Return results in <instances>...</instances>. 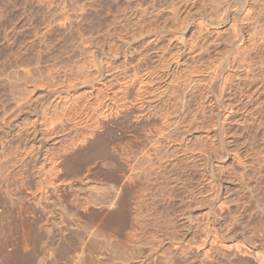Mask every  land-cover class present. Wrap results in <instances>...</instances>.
<instances>
[{"label":"rangeland","instance_id":"rangeland-1","mask_svg":"<svg viewBox=\"0 0 264 264\" xmlns=\"http://www.w3.org/2000/svg\"><path fill=\"white\" fill-rule=\"evenodd\" d=\"M229 1L0 0V264H259L264 93L242 100L261 82L243 96L234 81L264 74V0L226 15ZM232 14L243 39L229 69ZM222 65L241 112L206 140L208 157L205 130L155 141L199 109L218 127L228 99L208 101L207 71Z\"/></svg>","mask_w":264,"mask_h":264},{"label":"bare ground","instance_id":"bare-ground-1","mask_svg":"<svg viewBox=\"0 0 264 264\" xmlns=\"http://www.w3.org/2000/svg\"><path fill=\"white\" fill-rule=\"evenodd\" d=\"M227 1H228V0H227ZM231 1H233V0H231ZM231 1L227 2V5L225 6L226 8L224 7V8L226 9V11H224L225 9H223V11L225 12L226 15H229V13H227V12H228V10H229V8H230L231 6L234 7V8L231 7V8L234 9V10H236V9L239 10V9H240L239 7L244 6V7H243L244 12L246 11L247 13H249L248 10H249L250 8H249L247 5H245V3H246L247 0H243V1H242V0H234L233 2H231ZM222 4H223V3H222ZM238 8H239V9H238ZM247 8H249V9L246 10ZM223 11H222V12H223ZM249 11H250V10H249ZM224 12H223V13H224ZM235 12H236V11H235ZM247 13H246V14H247ZM234 14H236V13H234ZM249 14H250V13H249ZM222 15H223V14H222ZM239 15H241V14H239ZM244 15H245V13H244ZM232 16H233V14H232ZM234 16H235V15H234ZM234 16H233L232 19H234V18L236 19V17H234ZM245 16H246V15H245ZM239 17L241 18V16H239ZM247 17H249V16L247 15ZM242 18H244V16H243ZM221 19H224V15H223V17H222ZM235 19H234V22L231 21L230 26H231L232 28H231V27H230V28H231L232 30L234 29V34H236V35H235V36H236V38H235L236 41L234 40V41H235L234 43L231 42L232 45H231V48H230V50L228 51V53H227V57H226V66H227L228 68L231 67V68H229V69H232V68L234 67V66L232 67L233 62H234V59H235L236 56L238 57V54H239V53L237 54V51L239 52L238 48L240 47V42H239V41L243 39V38H242V35H241V33H243V32H242L243 29H240V28H239V26L237 25V22L235 21ZM237 19H238V16H237ZM245 19H246V18H244L243 20L245 21ZM237 21H238V20H237ZM241 21H242V20H241ZM241 21H240V22H241ZM199 22H200V23H199L200 26H201V25H202V26H206V25H207V24H204V23H203V22H205V21H201V20H200ZM243 23H244V22H243ZM202 26H201V27H202ZM201 27H200V28H201ZM179 28H180V27H179ZM179 28H178V29H179ZM202 28H204V27H202ZM202 28H201V29H202ZM178 29H177V30H178ZM174 30H175V29H174ZM235 36H234V37H235ZM232 41H233V40H232ZM263 54H264V53H263ZM178 55H179V54H178ZM235 60H236V59H235ZM262 62H263V61H262ZM261 64H262V63H261ZM220 66H221V65H220ZM222 66H223V65H222ZM227 67H226V68H227ZM227 70H228V69H227ZM254 70H255L254 72H253V71H250V73H249V71L247 72V70H246V71H244V72H246V75L243 73L244 76H241V75H240V76H238L237 78L234 77L236 73H234V76H232V77H234V78L237 79V81H234V80H233V81L235 82V84H234V82H233L232 85L234 84V85H235L234 87H236L237 89H239L240 92H241V89L243 88V86H245V85H246V87H247V89H248V86L253 87V84H254V83L257 84L258 82H261V83H258L259 85H257L256 87H254L255 89H253V88H252L253 90L251 89V90H252V91H250V92H251V93H250L251 96H250V97L247 96L248 98L243 97L245 94H247V90H245L246 88H245V89H242V90H245V93L242 94L243 96L241 95V96L243 97L242 100H244V99L246 100V99H247L248 102L251 101V99L253 98V96L259 97V96H261L262 93H264V74H263V69H262V68H259V69H254ZM228 71H229V70H228ZM228 71H227V72L225 71V72L228 73ZM223 72H224V66H223V67H218V66H217V67H214L212 71H210V72L207 71V73H209V74H208V77L210 78V80L208 79V80H209V82H208V86H209V87L206 85L208 88H210V91H211V92L209 91V92H210V95H209V97H208V101H209L210 103H214V104L216 103V104H217V103H218L217 100H219V103H220L221 101L223 102L224 100H227V99H228V101L226 102V104L224 103V104H225V105H224L225 108L227 107V109H228V110L226 111V113L223 115L224 118H223V119H216L215 117H213L214 115L217 114V111H216V114H215V111H214V115L211 116V117L215 118L216 121L219 120V123H220V124H218V127H219L220 129H217L218 127H217V128H214V126L217 124L218 121H217L215 124H212V123H211V118H210V116H209V117L207 116V115H209V112H208V114H205V113H207V111L205 112L206 108L203 109V105H204V104L201 103V105L203 104V105H202V108H201V109H203V110H202L203 112H201L200 109L198 108L199 111H197L196 114H194V115H190V114H189V115H190V116H189V115L186 114L187 116L184 115V117H183V115H182L181 117H183V118L180 119V120H177V119L179 118V116H178V118H176L174 121L171 119V122H172V125H171V126H170L171 123H169L170 121H169V122H168V120L165 121L164 126L166 125V122L169 123V126L167 125L168 129H167V128H163V127H164L163 125H161L162 128H159V127H160V126H159L158 129H157V130H158V134L156 133L158 136H156V135L154 134V135H155L154 138L157 137V139H155V141L162 140V139H165V140H166V139H168V140L171 139V140H173L172 137L175 136V135H174L175 133L177 134V132L180 130V128H181L182 125L188 126L189 128L191 127L192 129H193V127H195V129L198 128V130H196V131H199V129H201V131H202V130H205V132H204V131H202V132H204L203 135L205 136L206 139H205V138L203 139V144L201 145V147L199 148V150L203 152V153H201L203 158L208 157L207 154H209L211 148L208 147L209 150L207 149V146H209V145H207L206 140L209 139V138H210V139H211V138H214V139H215V137H217V134L220 135V134H222V132H224V129L226 128V127H224V126H227V125H224V123L228 121L227 119H230V118H231L232 114L235 112L236 109H238L237 106L239 105V104H238V105L235 104V103H236L235 101H234V102H235L234 104H235V106L237 105L236 107L234 106L233 103H231V102L233 101L232 98L230 97L231 94H229V95L227 94V93H229L228 90H229V88H230V86H231V82L229 81L230 78H229V76H228L229 73L226 74L225 72H224V73H223ZM236 72H237V71H236ZM240 72H241V70H240ZM242 72H243V71H242ZM184 73H186V72H184ZM230 75H231V74H230ZM232 75H233V73H232ZM237 75H239V72H238ZM237 75H236V76H237ZM232 77H231V78H232ZM234 78H233V79H234ZM259 78H260V79H259ZM199 80H200V79H199ZM202 80H203V79H202ZM208 80H206V82H207ZM197 81H198V79H197ZM197 81H195V82H197ZM200 81H201V80H200ZM257 81H258V82H257ZM195 82H194V83H193V82H190V83H193V84L195 85V84H197L199 81H198L197 83H195ZM203 82H204V81H203ZM206 82H204V83H206ZM200 83H202V82H200ZM200 83H199V84H200ZM199 84H198V85H199ZM209 84H210V85H209ZM256 84H255V85H256ZM198 85H197V86H198ZM258 86H259V87H258ZM260 86H262V87H260ZM187 87H190V86H187ZM200 87H201V85H200ZM203 87H204V86H203ZM207 87H206V88H207ZM190 88H191V87H190ZM193 88L196 90L197 87H196V86L193 87V85H192V89H193ZM201 88H202V87H201ZM208 88H207V89H208ZM231 88H232V87H231ZM231 88H230V89H231ZM184 89H185V88H184ZM187 89H188V88H187ZM187 89H186V90H187ZM207 89H206V90H207ZM232 89H233V88H232ZM197 90L199 91V88H198ZM202 90H203V88H202ZM169 91H170V90H169ZM172 91H173V90H172ZM172 91H171V92H172ZM175 91H176V90H175ZM190 91H192V90L187 91V92L189 93V96H190V97L188 98V96L186 95V96H187V97H186V98H187L186 103H185V101H184V103H185L184 106H185V108L188 109V110H191L190 108H188V107H190L189 104L191 103V101L194 100V103L196 102V103L200 104V103H199L200 100L198 101V99H200V97H201V95H199V96H198V99H197V96L194 95V94H196V93H199L201 90H200L199 92L197 91L196 93L192 94L193 96H192L190 93H193L194 91H193V92H190ZM204 91H205V90H204ZM235 91H236V90H235ZM237 91H238V90H237ZM167 92H168V91H167ZM207 92H208V91H207ZM209 92H208V94H209ZM243 92H244V91H243ZM248 92H249V91H248ZM185 93H186V92H184V94H185ZM231 93H232V92H231ZM233 93H234V89H233ZM241 93H242V92H241ZM241 93H239V94H241ZM168 94H169V92H168ZM170 94H171V93H170ZM170 94H169V95H170ZM172 94H173V92H172ZM184 94H183V95H184ZM199 94H200V93H199ZM201 94H203V93H201ZM205 94H206V93H205ZM235 94L237 95L238 93H235ZM248 94H249V93H248ZM248 94H247V95H248ZM250 94H249V95H250ZM173 95H176V94H173ZM173 95H172L171 98H170V100H172V101L181 100L182 98L184 99L183 95H182V98H179L178 96H177L178 98H177L176 96H175L176 98H175V97L173 98ZM180 95H181V94H180ZM196 95H197V94H196ZM236 95H235V96H236ZM204 96H205V95H204ZM207 96H208V95H207ZM233 96H234V95H233ZM241 96H240V97H241ZM169 97H170V96H169ZM195 97H196V99H197L198 102L195 101ZM237 97L239 98L238 95H237ZM165 98L167 99V97H164V99H165ZM202 98H203V96H202ZM204 98H206V96H205ZM234 98L236 99V97H234ZM234 98H233V99H234ZM183 99H182V100H183ZM162 100H163V99H162ZM168 100H169V99H167V102H168ZM201 100H202V99H201ZM231 100H232V101H231ZM172 101H171V102H172ZM229 101H230V102H229ZM236 101H239V100H236ZM164 102H166V101H163V103H164ZM167 102H166V105H167ZM203 102H204V101H203ZM209 102H208V103H209ZM239 102H240V101H239ZM239 102H238V103H239ZM168 103H169V102H168ZM208 103H207V104H208ZM263 103H264V102H263ZM182 104H183V102H182ZM214 104H213V105H214ZM220 104H221V103H220ZM220 104H218V108H219V109H221V105H220ZM242 104H244V103H242ZM255 104H256V103H255ZM261 104H262V103L260 102V105H261ZM170 105L172 106L171 103H170ZM179 105H180V104H179ZM196 105H197V104H196ZM210 105H211V104H210ZM263 105H264V104H263ZM173 106H175V105L173 104ZM173 106H172V107H173ZM176 106H177V104H176ZM198 106H199V105H198ZM215 106H216V105H215ZM240 106H241V105H240ZM192 107H193V106H192ZM204 107H207V105H205ZM209 107H210V106H209ZM213 107H214V106H213ZM176 108H177V107H176ZM180 108H182V107H180ZM194 108H195V107H194ZM214 108H215V107H214ZM218 108H217V109H218ZM234 108H236V109H234ZM262 108H263L262 105H261V106H259V105H254V106H253V109L250 111V114H248V113H244V114L241 113V114H239V117H240V118L238 117V118H239L238 120H240V122L242 121V122H244V123H245L246 121L248 122V120L250 119V116H252V114H253L254 112H255V113H256V112H260V113H261V111H263ZM178 109H179V108H178ZM215 109H216V108H215ZM219 109H218V110H219ZM223 109H224V108H223ZM241 109H242V108H241ZM179 110H180V109H179ZM207 110H209L208 107H207ZM221 110H222V109H221ZM225 110H226V109H225ZM260 110H261V111H260ZM172 111H173V110H172ZM209 111H210V110H209ZM223 111H224V110H223ZM236 111H238V110H236ZM183 112H184V110H183ZM190 112H191V111H190ZM192 112H193V111H192ZM199 112H201L202 115H199V116H198L197 113H199ZM211 112H212V110L210 111V113H211ZM238 112H241V111H238ZM193 113H194V112H193ZM218 113H219V111H218ZM221 113H222V111H221ZM221 113H220V115H221ZM236 113H237V112H236ZM175 114H178V112L175 111ZM184 114H185V113H184ZM191 114H192V113H191ZM212 114H213V113H212ZM257 114H258V113H257ZM257 114H255V116H256ZM173 115H174V113H173ZM196 115H197V116H196ZM218 115H219V114H218ZM253 115H254V114H253ZM258 115H259V114H258ZM164 116H165V115H164ZM171 116H172V115H171ZM192 116H193V117H192ZM255 116H252V117L255 118ZM161 117H162V116H161ZM165 117H166V118H164V119L166 120L168 116H165ZM169 117H170V116H169ZM217 117L219 118L220 116H217ZM252 117H251V119H252ZM159 118H160V117H159ZM171 118H172V117H171ZM173 118H175V117L173 116ZM221 118H222V117H221ZM162 119H163V118H162ZM215 119H214V120H215ZM231 119H232V118H231ZM234 119H235V118H234ZM226 120H227V121H226ZM254 120H255V119H254ZM254 120H253V122H254ZM160 121H161V119H160ZM230 121H231V120H230ZM161 122H164V121H161ZM247 122H246V124H247ZM184 123H186V124H184ZM249 123H250V120H249ZM249 123H248V125H249ZM227 124H228V122H227ZM209 125H210L211 127H210ZM212 125H213V126H212ZM185 126H183V127H185ZM216 126H217V125H216ZM243 126H244V125H243ZM169 127H170V128H169ZM212 127H213V129H212ZM228 127H229V126H228ZM166 129H167V130H166ZM182 129H183V128H182ZM182 129L180 130V132L182 131ZM192 129H191V130H192ZM157 130H156V131H157ZM193 130H194V129H193ZM225 130H226V129H225ZM187 131H188V130H187ZM187 131H186L185 133H187ZM227 131H229V130H227ZM180 132H179V133H180ZM189 132H190V130H189ZM181 133H184V132H181ZM225 133H226V132H224V134H225ZM149 135H150V134H149ZM147 136H148V135H147ZM187 136H188V133H187ZM150 137H151V136H150ZM194 137H195V136H194ZM202 137H203V136H202ZM219 137H220V136H219ZM224 137H226V136H224ZM151 138H152V140H154L153 137H151ZM175 138H177V137H174V139H175ZM186 138H187V137H186ZM187 139H188V138H187ZM187 139H186V140H187ZM189 139H191V138H189ZM217 139H218V138H217ZM227 139H228V138H227ZM227 139H225V140H223V141L226 142V141H228ZM168 140H167V141H168ZM175 140H176V139H175ZM211 140L213 141V139H211ZM229 140H232V139L230 138ZM192 141H193V140H192ZM218 141H219V139H218ZM158 142H159V141H158ZM160 142H161V141H160ZM160 142H159V143H160ZM185 142H186V141H185ZM209 142H210V141H209ZM209 142H208V144H209ZM225 142H224V143H225ZM229 142H230V141H229ZM217 143L219 144L220 142H217ZM217 143H215V144H217ZM221 143H222V142H221ZM224 143H223V145H225ZM230 143H231V142H230ZM156 144H158V143H156ZM189 145H190V144H188L187 146L185 145L186 148L189 147ZM219 145H220V144H219ZM182 146H183V145H182ZM190 146H191V145H190ZM199 146H200V145H199ZM197 147H198V146H197ZM214 147H215V146H214ZM216 147H217V146H216ZM220 147H221V146H219V149H220ZM181 148H184V146L181 147ZM181 148H180V149H181ZM189 148H190V147H189ZM189 148H188V149H189ZM195 148H196V146H195ZM195 148L193 147V149H194L193 151L197 152L198 149L195 150ZM184 149H185V148H184ZM191 149H192V148H191ZM217 149H218V148H217ZM217 149L214 148V151H215V150H216V151L219 150V149H218V150H217ZM222 149H224V148H222ZM222 149H221V150H222ZM185 150H186V149H185ZM185 150H184V151H185ZM199 150H198V151H199ZM221 150H220V151H221ZM181 151H183V149H182ZM186 151H187V150H186ZM190 151H191V150H190ZM190 151H189V152H190ZM193 151H191V152L194 153ZM212 151H213V148H212L211 152H212ZM216 151H215L214 153H217ZM220 151H219V153L221 154L222 152H220ZM168 152H169V151H168ZM168 152H167V153H168ZM174 152H175V151H174ZM187 152H188V151H187ZM169 153H170V152H169ZM171 153H172V152H171ZM171 153H170V154H171ZM192 153H191V154H192ZM236 153H237V152H236ZM170 154H169V155H170ZM185 154H186V153H185ZM189 154H190V153H189ZM220 154H219V156H220ZM233 154H234V152H233ZM174 155H175V154H174ZM216 155H217V154H216ZM235 155H236V154H235ZM166 156H168V155L166 154ZM172 156H173V155H171V157H172ZM196 156H197V153H195L194 157H196ZM221 156H222V154H221ZM221 156H220V157H221ZM224 156H225V155H224ZM162 157H164V156H162ZM162 157H161V158H162ZM168 157H170V156H168ZM198 157H199V156H198ZM161 158H160V159H161ZM192 158H193V157H192ZM210 158H211V157H210ZM221 158L223 159V157H221ZM233 158H234V157H233ZM169 159H170V158H169ZM169 159H168V160H169ZM198 159H200V158H198ZM211 159H212V158H211ZM161 160H162V159H161ZM164 160H165V159H164ZM196 160H197V159H196ZM209 160H210V159H209ZM171 161H172V160H171ZM161 162H162V161H161ZM201 162H203V161H201ZM239 162H241V161H239ZM169 163H170V162H169ZM173 163H174V160H173ZM162 164H163V163H162ZM171 164H172V163H171ZM211 164H212V163H211ZM195 165H196V164H195ZM215 165H216V164H215ZM211 166H212V165H211ZM213 169H214V168H212V170H213ZM212 172H213V171H212ZM161 173H162V172H161ZM213 174H214V173H213ZM161 175H162V174H161ZM164 178H165V177H164ZM209 181H210V182H208V183H211V182L213 181V179H212V181H211V180H209ZM178 182H179V181H178ZM212 183H214V182H212ZM208 234H209V233H208ZM206 235H207V234H206ZM215 235H216V233H215ZM204 237H205V236H204ZM206 237H207V236H206ZM206 237H205V239H204V238L201 239V240H203V242L201 241L202 244H200V246H205V247L210 246L211 249H212V247H213V248H215V250H216V248L218 247V246H217V244H218V240H217L215 237H213V236H212V237H211V236H208L207 238H206ZM201 242H200V243H201ZM219 243H220V242H219ZM228 245H229V244H228ZM216 246H217V247H216ZM230 246H231V244H230ZM230 246H229V247H230ZM234 246L237 247L238 244L236 243V245H234ZM198 248H199V245H198ZM232 248H233V247H232ZM240 248H241V246L239 245V246H238V250H240ZM242 248H243V247H242ZM206 249H207V248H206ZM206 249H205V251H206ZM211 249H210V250H211ZM230 249H231V248H230ZM208 250H209V248H208ZM235 250H236V249H235ZM242 251H243V250H242ZM206 253H207V251H206ZM256 254L258 255L259 264H264V253L260 254V252L257 251ZM194 255H195V254H194ZM205 255H206V254H205ZM225 256H226V255H225ZM197 258H198V257H197ZM224 260H225V259H224ZM198 262H199V260H198ZM220 262H221V259H220ZM227 262H228V261H227ZM202 263H203V262H202ZM206 263H207V262H206ZM222 263H223V262H222ZM199 264H200V263H199ZM204 264H205V263H204ZM230 264H232V263H230Z\"/></svg>","mask_w":264,"mask_h":264}]
</instances>
